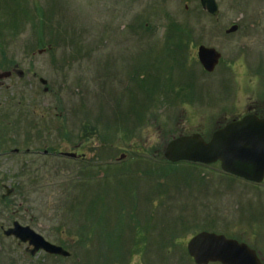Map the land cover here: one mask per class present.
<instances>
[{
    "label": "rangeland",
    "instance_id": "1",
    "mask_svg": "<svg viewBox=\"0 0 264 264\" xmlns=\"http://www.w3.org/2000/svg\"><path fill=\"white\" fill-rule=\"evenodd\" d=\"M217 1L218 19L201 0H0V71L18 62L26 73L21 80L17 75L4 80L15 86L0 87V197L3 183L20 181L22 192L45 196L55 207L63 197L92 195L99 184L94 182L107 177L96 203L97 215L106 212L107 228L96 229V250L104 247V238H117L112 230L119 225L136 227L132 213H151L153 199L171 204L160 205L161 216L185 218L210 215L206 201L233 199L240 227L258 234L264 256V185L225 173L219 163L164 161L154 150H164L173 135L187 131L201 129L210 138L221 124L214 115L235 98L229 69L237 66L233 47L243 33L226 29L242 15L248 19L255 5L264 11V2ZM258 15L264 19V13ZM201 43L223 52L212 72L194 59ZM32 71L52 89L46 93L38 78H28ZM60 110L62 118L56 115ZM77 143L87 160L55 152L11 153L15 147L59 150ZM121 152L126 157L113 158L116 167H108L107 176L103 165ZM90 165L95 176L79 179ZM29 178L38 179L39 188L25 184ZM122 259L115 264L125 263Z\"/></svg>",
    "mask_w": 264,
    "mask_h": 264
},
{
    "label": "flooded vegetation",
    "instance_id": "2",
    "mask_svg": "<svg viewBox=\"0 0 264 264\" xmlns=\"http://www.w3.org/2000/svg\"><path fill=\"white\" fill-rule=\"evenodd\" d=\"M256 7L257 5L254 7L256 10L254 14H248V19L242 15L239 17L238 22L232 23L226 29V33L241 32L243 35L235 37L236 42L233 47L232 61L235 62L233 63L235 65L237 61L238 63L235 68L229 69L235 98L232 103H223L217 114L214 115L215 119L220 118L219 122L221 120V124L216 129L246 115L264 118V19L259 18L258 15L261 12L264 13V11L257 10ZM216 18L218 19L219 16ZM234 25H236V28L229 32L228 29ZM199 46L197 56L194 58L197 62L199 60ZM221 54L219 64L223 58L222 51ZM198 63L203 67L200 60ZM5 70H12L8 78L12 79L14 75H17L18 79L21 80L26 77L25 71L19 68L18 62L14 63L11 69ZM27 76L30 79L38 78L43 83L46 93L52 89L48 85V80L38 76L36 71H32ZM8 78H0V87L15 86V84L7 85L4 83V80ZM43 79L47 82L44 83ZM137 82L142 86V78ZM154 90L156 89L153 88L152 92ZM27 102L31 105L34 100H28ZM42 104L46 105L47 102ZM58 107L56 106V108ZM229 107H231V112L227 110ZM56 115L62 118V110L57 111ZM87 127L89 126L87 125ZM91 128L92 126L89 127V129ZM195 132L201 133L204 138L208 139L201 129L181 134ZM81 146V143H77L72 149L63 148L59 150H51L47 147L40 150L31 149L30 146H25L22 149L15 147L11 149V153L33 154L40 152L47 155L55 152L54 154L63 158L87 160L88 154L80 148ZM165 148L162 150L157 147L154 150L163 157ZM134 151L138 153L143 150L137 148ZM2 152L6 153L8 151L3 149ZM109 156V162L103 165L106 168L104 171L107 176L110 175L108 167H116L112 164V159L122 160L123 157H126V153L121 152L119 156L114 153V155L110 154ZM162 160L165 161L166 159L163 157ZM216 163L220 165V161ZM26 167L31 169L29 164H26ZM41 167L42 165H39L37 169ZM93 167L95 165L87 167L84 172L85 175L81 171L78 178L83 180L81 176L84 178L95 176ZM121 172L125 173L126 171H118L119 174ZM230 174L240 177L252 186L262 188L264 185V178L258 182ZM106 178L90 182L99 183L95 186V190L93 187L92 191L94 193L92 195L82 193L81 195L63 197L61 200L58 199L60 201L57 202L55 207L49 206L45 196L32 197L29 192L28 194L22 192L20 181L14 182L12 186L10 185L11 194L4 192L0 197V264H115L122 258L123 262L126 260L122 264H225L221 260L215 259L199 262L195 255L191 253L190 242L201 232L224 235L227 239L246 243L257 252L264 263L260 241L256 239L258 234L240 227L237 220V216L239 217L240 214L238 211L239 203H237V200L233 201V199L224 202V204L222 201H206L205 204L212 207L210 215L205 214L187 218L171 213L164 214L166 217L161 216L157 211L160 205L163 204L169 208L171 204L153 199L151 201L153 205V207L151 205L153 210L151 213L150 211H144L141 215L139 211L137 214H133L131 211L132 216H138V219L134 220L136 227L130 228L129 225H119L118 228L112 230L117 238H104V247L96 250V229L107 228L106 222L103 221L107 217L106 212L100 215L96 214V203L101 201L103 196L102 188L105 182L102 183V180L107 181ZM26 183L37 188L40 185V181L36 178H29ZM3 186L7 190V184L3 183ZM18 192L21 193V196L17 195ZM105 201L107 202V198ZM224 205L225 209L223 211ZM124 215L126 214L124 213ZM125 219L127 220V217ZM45 241L50 242L54 247L49 248V246H46ZM135 255L138 258L134 262L130 261V256L134 257Z\"/></svg>",
    "mask_w": 264,
    "mask_h": 264
},
{
    "label": "water",
    "instance_id": "3",
    "mask_svg": "<svg viewBox=\"0 0 264 264\" xmlns=\"http://www.w3.org/2000/svg\"><path fill=\"white\" fill-rule=\"evenodd\" d=\"M201 2L205 10L219 15L217 0ZM235 26L228 31L234 30ZM198 55L205 69L212 71L222 54L213 46L201 44ZM11 72H1L0 78L10 76ZM42 81L47 82L45 79ZM164 156L171 161L212 163L220 160L224 170L260 182L264 178V118L246 115L215 130L209 140L197 132L179 135L168 142ZM11 190L8 187L7 194H11ZM45 243L49 248L54 247L50 242ZM190 251L199 262L215 259L225 264H264L246 243L211 232L196 235L190 242Z\"/></svg>",
    "mask_w": 264,
    "mask_h": 264
}]
</instances>
